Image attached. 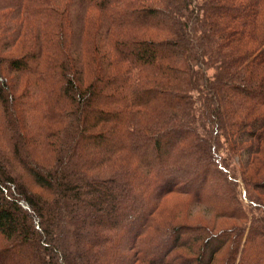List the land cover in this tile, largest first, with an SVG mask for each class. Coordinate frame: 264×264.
<instances>
[{
  "label": "trees",
  "instance_id": "obj_1",
  "mask_svg": "<svg viewBox=\"0 0 264 264\" xmlns=\"http://www.w3.org/2000/svg\"><path fill=\"white\" fill-rule=\"evenodd\" d=\"M239 182L264 0H0V264H264Z\"/></svg>",
  "mask_w": 264,
  "mask_h": 264
},
{
  "label": "rangeland",
  "instance_id": "obj_2",
  "mask_svg": "<svg viewBox=\"0 0 264 264\" xmlns=\"http://www.w3.org/2000/svg\"><path fill=\"white\" fill-rule=\"evenodd\" d=\"M243 156V154H242ZM238 157V156H237ZM237 157L235 159H237ZM240 166L239 163L237 165V172L240 173ZM240 177V176H238ZM240 179V178H239ZM243 182H239L237 184V187L235 186V192L238 194V196L242 199V201L244 202V209L248 215V219L246 221H241L238 222L239 225H245V224H250L251 220L253 218H255L258 221V224L264 229V218L262 219L261 214L264 213V209L262 208V206H255L252 203H250V200H256L257 203L260 204H264V187L262 186H254V189L251 190L252 194H253V199H246L243 195L244 192L242 191L243 188ZM257 187V188H255ZM175 196H170L168 197V202L171 203V201H173V199H175ZM237 224V223H236ZM225 254V253H223ZM221 258V256H220Z\"/></svg>",
  "mask_w": 264,
  "mask_h": 264
}]
</instances>
